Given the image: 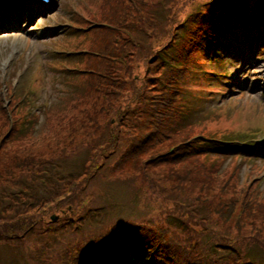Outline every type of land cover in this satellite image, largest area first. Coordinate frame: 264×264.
<instances>
[{"label": "trees", "instance_id": "1", "mask_svg": "<svg viewBox=\"0 0 264 264\" xmlns=\"http://www.w3.org/2000/svg\"><path fill=\"white\" fill-rule=\"evenodd\" d=\"M188 1L191 3L196 0ZM157 2L158 6L163 4L165 7H173L176 4L175 0ZM147 4L149 0H145L144 5ZM202 4L197 6L196 10L192 8L187 11L185 3L181 16L187 13L186 16L167 26V34L163 36L160 48L154 50L153 46L149 45L147 55L137 52L133 63L129 60L126 65H120L119 69H116L117 74H114L116 77L112 75L113 79H96L86 75L85 71L78 75L80 85L76 88L69 86L66 95L71 90H76L68 100V106L71 110L80 112L76 114L79 117L75 119L79 125L69 127L71 132L64 141H60V155L52 159L46 169V183L49 184H56L54 174L63 173L58 178L63 188L50 191L48 195L39 197V200L24 206L19 205L13 210L0 206V240L20 234H26L28 237L33 234L42 236L45 232L42 227L45 219L44 205L48 208H62L65 204L69 209V206L75 204L70 202L73 199L82 207L81 212L70 218L73 223V237L64 249L46 256L44 260L47 263L111 264L116 262L114 254L128 252V248L132 246L143 250L142 254L153 253L151 264H264V260L249 253V240L248 243L240 245L237 236L233 238L226 233L219 237L217 232L210 233L214 228L225 224L224 221L219 222L220 217L231 222V215L223 207L206 199L209 183L202 164L209 160L206 158L212 153V148L206 143L208 139L205 137L192 139L195 137V124L191 123L182 103L183 92L185 89L191 90V80L195 78L197 82L199 75L206 76L209 83L221 87V79L226 77L227 72L226 58L231 50L227 40L231 38L230 30L242 43H245L244 34L247 35L248 31L257 38H262L264 42V0H202ZM160 23L152 27L157 25L160 28ZM255 31L259 34L255 35ZM239 35L243 37L240 38ZM252 40L256 42V39ZM261 51L264 56V46L259 53ZM190 55L197 58L199 56L202 64L199 65L196 58L195 69H190L189 63L188 68H180L181 62H188ZM92 60L97 62L94 64L98 71H106L107 66L111 69L117 67V64L113 63L104 64L108 59L102 56L92 57L89 60L91 65ZM227 77L229 78V75ZM59 110V114L64 112L62 108ZM177 133H181L182 137L174 139ZM82 137L86 138L84 144L91 151L90 162L84 165V172L71 178V174L66 173L68 162L65 157L83 145L79 141ZM8 138L0 135V147L4 146ZM168 147L171 151H167ZM149 153L150 156L146 159H153L155 166L164 167L166 170L165 174L159 173L161 182L153 183L152 188L159 190L157 192L162 191L173 205L163 213V218L168 222H163L162 227H159V224L151 226L140 220L132 221L129 217L112 220L97 236L95 232L91 233L92 239L84 242L77 253L78 238L83 231H87L81 219L87 218L93 211L88 204V184L103 169L105 159L116 155L118 169H121L128 159H132L133 168H136L137 159H144V155ZM38 157L39 155H26L20 159L12 157L8 160L6 168L15 183L24 186L22 184L27 178L25 173L39 162ZM3 160L0 159V170ZM177 165H181L182 173L175 169ZM199 176L203 179L197 184L196 178ZM172 180H175V190L186 188L196 194L197 204L184 201L179 193L173 194L161 187ZM43 182L45 181L42 180L41 184ZM196 186L201 189L196 190ZM218 194L221 197L223 191H218ZM242 206L247 208L248 204L244 202ZM94 227L88 228V233ZM98 229H102V225ZM196 229L202 236L205 235L204 240L198 239ZM158 231L164 236L157 233ZM204 231L207 234H203ZM26 235L24 237H27ZM256 235L259 236L264 250V236H261L259 227ZM187 238L191 240V253L188 247H184ZM205 244L207 249L202 247ZM200 247L204 251H201ZM194 253L198 254L192 259L191 255Z\"/></svg>", "mask_w": 264, "mask_h": 264}, {"label": "rangeland", "instance_id": "2", "mask_svg": "<svg viewBox=\"0 0 264 264\" xmlns=\"http://www.w3.org/2000/svg\"><path fill=\"white\" fill-rule=\"evenodd\" d=\"M122 1L128 5L126 11L128 18L131 19L134 25L133 31L126 28L127 25L113 24L119 20L120 14H118V6ZM122 1L62 0L61 6L56 3V10L49 12L53 21L47 20L46 22L54 25H60V23H63L64 19L65 22L74 21L75 25L91 22L95 24L96 27L105 29V31L108 32L112 43L122 42L132 44L134 42L142 41V38H133L139 28L142 31L161 29L162 32L158 33V43H161L164 40L163 36L167 34V26L172 25L178 19L186 16L187 13H183L181 16V10H185V3H187V11L192 8H195L196 10V7L202 3V1L199 0L189 5L188 0H175L176 4H174L173 7H165L163 4L158 6V2L155 1H150L146 6L144 5L145 0ZM157 6L158 9H156ZM93 10H95V15L92 18H88L89 13ZM44 14L48 15V12L39 13L35 15V17L44 18ZM100 16L107 17L109 21H105ZM159 22L162 24L160 28H158L157 25L151 28L154 24H158ZM15 23V19L12 18L0 22V24L9 26H14ZM257 34H259V32L255 31V35ZM252 38L256 40L261 39L256 36H253ZM89 40L90 36L88 35L76 36L62 34V32H60V34H57L54 39L49 40L48 42H50V45L54 44L58 49L72 50L84 48ZM239 54L240 52H237L236 50L235 54L229 56V60L232 61V63H230L231 73H236L235 79L244 84L245 88L243 90L248 91L251 90V86L249 85L250 80L248 78L252 75V71H256L253 75H257V77L262 78L264 76V56L261 61L255 63L251 56L246 55L243 59L237 57ZM31 61V52L29 48L23 47L17 38H1L0 35V77L5 74L7 79H15L16 73L27 68ZM197 62L201 65L202 59L198 57ZM48 64L51 71L49 90L55 95V102L52 106V116L50 117V120H47L45 123V120H43L38 129L39 133L36 131L35 135L37 136H33L31 142L27 139L25 144H16L11 151L12 154L19 153V155L22 156L30 155L31 153L34 156L41 155V157H58L61 148L60 141H64L71 132L69 127L72 125H79L75 122V119L79 117L76 116V114H80V112L71 110L68 106L70 103L68 100L76 90H71V92L66 95L69 86L76 88L80 85L78 75L71 74L67 76L65 73L53 70L51 61ZM53 65L57 68H64L65 65L69 66L68 64L58 61H54ZM29 73L30 79H36V82L38 83L37 79H39L38 75L41 73L40 70L35 73L30 71ZM198 77L199 80L197 82L200 84L194 83L190 91L191 93L189 91L184 93L185 99L182 102L186 111L193 116V122H199L201 124L194 126L193 132L214 131L218 134L234 132L236 135H239L244 131L248 133L258 129L253 134L254 137L259 136L261 139H264V96H262L260 90L251 94L245 92L244 95V92H241V89L235 84L234 87H232V85L230 86L233 89H236L234 92L216 93L218 89L212 88L214 86L205 80L206 77L204 75H199ZM26 79L27 78H25V80ZM192 81L195 82V78H193ZM57 90H59V94H57ZM40 93L43 96L46 95V85L41 87ZM59 108H62L64 112L59 114L58 111H61ZM214 113L215 115L211 116ZM4 130H6V128H4ZM259 130L262 132H258ZM184 132L187 133V130ZM248 136L250 137V135ZM181 137L182 134L177 133L173 138L179 139ZM79 141L81 142V145H83L80 148L74 149V151L65 157V161L68 162L65 167L66 173H70L71 178L78 177L80 173L84 172V165L90 162L91 151L84 144L87 141L86 138L82 137ZM75 147H77V145H75ZM168 149L170 148L168 147L167 150ZM149 156L150 153L144 155L143 158L145 160L137 159L139 165H141V161L143 160L141 166L144 167L143 169L139 166L137 171L133 168L134 165L132 159H128L125 164L121 166L122 168L118 169L116 163L117 159H115L116 155H113L111 159H105L103 169L89 182L87 189V191L91 193L89 201L98 206L106 204L103 218L96 221V236L103 232L104 227L109 225V221H104L110 213L109 205L112 206L115 203L114 201H120L117 199H121L124 205L115 209V214L120 216L119 220L129 217L132 221L140 220V222L149 223L151 226L153 224L158 226L159 224V227H162L163 222H168L166 218H163V213L165 210L172 208L173 205L171 201L167 199V196L162 194V191L157 192L159 190L152 188L153 183L161 182L159 173L164 172L165 174L166 170L164 167L155 166L152 163L153 159H146ZM251 159L255 160L254 164L258 167L251 169L250 177L260 174L261 177H263L260 184L258 181V178H260L259 176L258 178L246 180L248 177V169L250 168V161H247L246 163L241 160L239 161L241 166L238 168L240 172L238 178L234 177L235 174H233L234 176L230 175L229 177L224 178L225 174H223L222 171H218L221 176L211 175L208 178L211 187L208 189V197L206 199H209L208 201L214 205L223 207V209H226L231 215V222L220 217L218 219L219 222L221 223L224 221L225 224L214 228L210 233L217 232L219 233V237L226 233H229L233 238L237 236L240 245L246 242L248 243L249 240V253L253 257L264 260V250L259 242V236L256 235L257 227H259L261 236H264V160H259L260 158ZM100 162L102 161L100 160ZM234 164L235 161L231 160L230 164H225V167L226 169L233 168ZM175 169L179 173H182L181 165H177ZM245 175L246 178L243 182L242 177ZM60 176L61 174L57 175L58 178ZM201 179H203L202 176L196 178L197 184ZM62 180H64V178H62ZM174 181L175 180L168 181L166 186L161 187L166 188V190L173 194L179 193L184 201L192 202L196 205V194L189 192L186 188H178L175 190L173 184ZM219 183L223 185V195L221 197L218 194ZM261 185L263 189L261 188ZM61 188H63L62 183H47L42 185L39 190L43 195H48V192L56 189L59 191ZM194 188L196 190L201 189L199 186ZM71 201L76 205L69 206L71 210H64L63 212H61V209H66L65 204L61 206L62 208H48L44 205V218H46V223L43 227L53 226L54 222H49V218L52 214H55L56 216L60 215L57 220V224H60L64 217H71L82 211V207H80L73 199H71L70 202ZM244 202L248 203L246 209H243L242 206ZM106 223L108 224L104 226ZM101 225L102 229L99 230L98 227ZM186 240H190V238H187ZM31 241L34 240L28 238V242ZM18 242L20 241L18 240ZM185 245H187V242ZM38 258L39 253L35 252L31 254V249L27 245L19 246L18 244L12 246L7 242L0 243V264H25L29 259L37 263Z\"/></svg>", "mask_w": 264, "mask_h": 264}]
</instances>
